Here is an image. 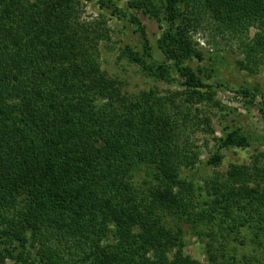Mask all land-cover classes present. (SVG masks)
Instances as JSON below:
<instances>
[{"label": "trees", "instance_id": "1", "mask_svg": "<svg viewBox=\"0 0 264 264\" xmlns=\"http://www.w3.org/2000/svg\"><path fill=\"white\" fill-rule=\"evenodd\" d=\"M88 1L137 36L118 58L180 91L127 93L101 68L106 20L81 21L82 0H0V264H201L187 235L205 264H264V154L194 177L251 137L193 121L196 106L219 108L207 81L226 60L210 53L206 77L188 64L204 63L206 32L236 42L240 70L264 72V0ZM141 16L163 29V62ZM258 91L236 92L252 106ZM196 129L215 144L204 162Z\"/></svg>", "mask_w": 264, "mask_h": 264}, {"label": "rangeland", "instance_id": "2", "mask_svg": "<svg viewBox=\"0 0 264 264\" xmlns=\"http://www.w3.org/2000/svg\"><path fill=\"white\" fill-rule=\"evenodd\" d=\"M128 0H120V6L125 7ZM79 18L88 24H94L98 21L106 20V27L109 30V40L99 44V61L101 68L114 78L125 83L124 90L127 93L137 94L140 91L156 88L161 95H169L171 92L180 91L176 83H165L164 81H152L146 78L139 71L138 66L132 65L125 59L118 58L119 48L125 45H137L138 38L133 33L132 27L123 20L109 16L106 10L95 1L82 0L79 8ZM146 27L147 37L153 49L155 60L163 62V56L156 46V40L159 38L163 29L160 25L146 16L140 17ZM253 32V31H252ZM196 42L202 47L204 52V63L190 61L188 64L194 70H199L201 77H206L208 68V56L216 50L217 54L225 57V66L220 68L216 74H211L207 84L213 86L215 91V100L219 103V108L208 106H196L199 112L192 113L194 122L205 117L211 120V125L216 131V136L221 135V129L224 125L240 127L250 138L248 148H235L223 150V160L221 164L213 168L205 167L203 164L198 165L194 171L196 179L209 177L213 170L219 173H225L230 164H248L259 154H264V119L261 117L258 109L264 110V72L263 70L256 74L250 75L238 67V61H243V56L237 49V44L233 39L218 36L213 41L208 33L202 32L195 36ZM223 84V87H217V84ZM259 87L257 98L253 105L248 103L247 98L236 91L240 86ZM203 126V125H202ZM207 135L200 130H195L192 136L194 145L201 152V162L206 161L214 151V142L208 139ZM209 141L208 147H205L206 141ZM186 247L184 253L205 264L202 244L191 235L186 236Z\"/></svg>", "mask_w": 264, "mask_h": 264}]
</instances>
